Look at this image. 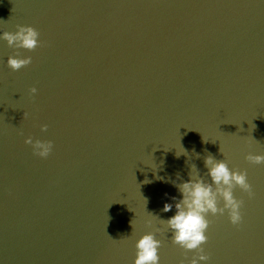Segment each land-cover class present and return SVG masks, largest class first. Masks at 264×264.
<instances>
[{"label": "water", "instance_id": "obj_1", "mask_svg": "<svg viewBox=\"0 0 264 264\" xmlns=\"http://www.w3.org/2000/svg\"><path fill=\"white\" fill-rule=\"evenodd\" d=\"M17 25L41 43L0 40V264H133L153 227L159 264H187L158 219L208 154L254 195L234 189L238 226L208 216L207 264H264V163L245 159L264 155V0H0Z\"/></svg>", "mask_w": 264, "mask_h": 264}, {"label": "clouds", "instance_id": "obj_2", "mask_svg": "<svg viewBox=\"0 0 264 264\" xmlns=\"http://www.w3.org/2000/svg\"><path fill=\"white\" fill-rule=\"evenodd\" d=\"M0 40L5 41L10 48L28 51L36 49L41 43L39 33L35 28L21 25H17L15 32L0 30ZM6 63L11 70L18 71L31 63V57H21L17 51L7 58ZM36 91L34 87L30 89L33 94ZM46 129L47 125L41 126V131H46ZM24 142L30 144L33 153L40 158H47L53 148L50 140H33L31 136L27 137ZM181 149L182 151L177 152L176 156L179 157L181 153L187 156V152L182 147ZM245 159L250 164L259 165L264 163V155L261 154L249 153L245 156ZM203 164L207 170V179L199 174L195 165H191L187 180L179 183L176 180L171 181L172 186L177 189L180 196L179 198L171 197L174 204L165 201L161 211L167 213L174 207L175 212L173 215L164 220L151 214L171 232L173 244L178 245L185 252H195V255L190 259L186 258L187 264H207L209 260V256L202 247L207 243L206 232L209 227V215L226 214L228 221L234 226H238L242 222L241 208L243 201L234 196V189L239 188L242 192L247 193L250 199L254 195L246 171L230 169L224 159L217 160L211 154L204 157ZM177 179H179V173H177ZM144 182L148 183L149 181L145 180ZM167 195L165 193V196ZM147 223L152 226L153 221L148 220ZM161 230L160 227H153V231L142 235L136 240L133 264H159L158 250L161 241L156 239V234ZM180 264H185V262L182 260Z\"/></svg>", "mask_w": 264, "mask_h": 264}]
</instances>
